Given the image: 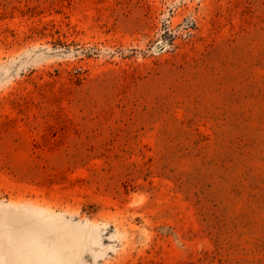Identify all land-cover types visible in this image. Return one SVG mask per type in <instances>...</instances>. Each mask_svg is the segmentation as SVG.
Wrapping results in <instances>:
<instances>
[{
	"label": "rangeland",
	"instance_id": "374dc122",
	"mask_svg": "<svg viewBox=\"0 0 264 264\" xmlns=\"http://www.w3.org/2000/svg\"><path fill=\"white\" fill-rule=\"evenodd\" d=\"M0 264H264V0H0Z\"/></svg>",
	"mask_w": 264,
	"mask_h": 264
}]
</instances>
